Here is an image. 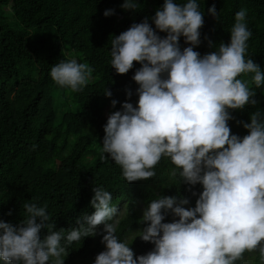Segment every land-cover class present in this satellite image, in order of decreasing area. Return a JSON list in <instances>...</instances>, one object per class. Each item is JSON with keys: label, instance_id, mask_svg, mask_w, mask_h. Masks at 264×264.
<instances>
[{"label": "clouds", "instance_id": "obj_1", "mask_svg": "<svg viewBox=\"0 0 264 264\" xmlns=\"http://www.w3.org/2000/svg\"><path fill=\"white\" fill-rule=\"evenodd\" d=\"M122 7L138 5L124 0ZM208 12L218 17L215 4ZM110 14L112 10L104 12ZM246 17L247 9L236 12L230 42L201 56L194 50L201 43L199 29L204 24L197 0L183 4L164 0L153 22L155 29L167 33L165 37L145 20L111 41V66L117 74H126L133 62L141 67L132 77L139 86L136 106L124 102L121 110L109 114L102 153L121 167L127 182L154 177L153 169L166 157L175 166L172 177L189 186L202 185L195 207H184L187 199L177 202L174 196H164L143 210L141 222L147 226L135 236L154 244L151 251L134 258L129 243L116 235L115 223H109L118 214L111 193L95 187L90 201L94 213L84 216L83 223L77 221L79 227L66 236L64 229L52 231L47 205L26 203L27 218L18 226L0 221V260L64 264L68 251L62 239L68 244L80 241L96 235V227L103 225L101 242L106 250L96 256L95 264H235L246 251H258L264 264V120L257 110L250 113L249 123L237 121L248 131L242 138L228 125L233 119L229 110L257 105L255 89L264 84V72L246 56L252 35ZM181 36L189 45L183 50ZM92 72L87 63L72 58L52 66L50 77L76 92ZM248 74L250 79L241 78ZM105 95L112 93L106 90ZM116 104L111 101L113 108ZM169 212L178 219L162 223ZM42 227L49 230L43 240Z\"/></svg>", "mask_w": 264, "mask_h": 264}, {"label": "trees", "instance_id": "obj_2", "mask_svg": "<svg viewBox=\"0 0 264 264\" xmlns=\"http://www.w3.org/2000/svg\"><path fill=\"white\" fill-rule=\"evenodd\" d=\"M135 2L136 9H125L124 0H0V221L18 226L27 218L26 203L47 205L52 231L64 229L66 236L67 231L79 227L77 221L83 223L84 216L94 213L90 203L93 189L103 187L111 193L113 206L124 207V213L109 223H115L116 235L129 243L135 258L154 248L151 242L135 236L147 226L141 217L152 200L174 196L177 202L189 201L184 207H195L202 185L189 186L178 176L172 177L175 166L168 158L155 166L154 177L127 182L121 167L101 151L109 114L121 110L124 102L135 107L138 101L139 86L132 77L141 65L133 62L126 74H117L111 66L112 39L133 23L145 20L161 38L167 35L155 29L153 22L164 0ZM174 2L183 4L187 0ZM197 3L204 24L199 29L201 43L194 50L203 56L215 51L221 42L228 44L235 13L244 8L252 33L246 56L264 72V0ZM213 4L217 18L208 12ZM106 10H112V14L105 16ZM9 16L19 30L8 24ZM179 43L181 50L189 46L183 36ZM72 58L93 69L88 83L76 92L57 85L50 77L52 66ZM106 90L112 93L110 97L105 95ZM255 92L257 105L229 110L233 117L228 121L231 133L241 138L248 131L237 121L249 123L250 113L257 110L264 120V84ZM112 100L117 101L114 108ZM173 219L169 212L162 223ZM103 227H96V235L71 244L62 239L68 251L64 264H95L96 256L106 250L101 242ZM48 234V228L42 227L40 238ZM254 252L253 263L261 264L259 252ZM247 253L235 264H245ZM0 264L5 262L0 260Z\"/></svg>", "mask_w": 264, "mask_h": 264}, {"label": "rangeland", "instance_id": "obj_3", "mask_svg": "<svg viewBox=\"0 0 264 264\" xmlns=\"http://www.w3.org/2000/svg\"><path fill=\"white\" fill-rule=\"evenodd\" d=\"M7 22L15 30H19V27L17 26L16 21L11 16H9L7 18ZM186 45H188V44H186ZM138 208H139L140 212H142V209H143L142 205L139 204ZM117 212H118V214H117V216L115 218L121 216L124 213V207L123 206H119L117 208ZM173 218L174 219H178V217H173ZM255 254H256L255 252H248L245 255V257H244V263L245 264H254L253 260H254Z\"/></svg>", "mask_w": 264, "mask_h": 264}]
</instances>
